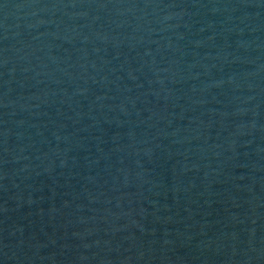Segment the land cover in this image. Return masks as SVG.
Listing matches in <instances>:
<instances>
[{"label": "water", "instance_id": "95a60500", "mask_svg": "<svg viewBox=\"0 0 264 264\" xmlns=\"http://www.w3.org/2000/svg\"><path fill=\"white\" fill-rule=\"evenodd\" d=\"M0 264H264V0H0Z\"/></svg>", "mask_w": 264, "mask_h": 264}]
</instances>
